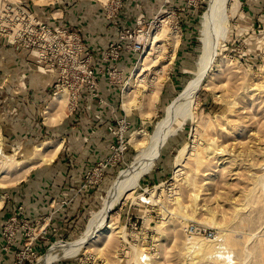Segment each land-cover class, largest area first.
Listing matches in <instances>:
<instances>
[{
  "label": "rangeland",
  "instance_id": "obj_1",
  "mask_svg": "<svg viewBox=\"0 0 264 264\" xmlns=\"http://www.w3.org/2000/svg\"><path fill=\"white\" fill-rule=\"evenodd\" d=\"M206 2L48 0L38 4L33 0H0V144L7 155L18 153L14 158L23 165L26 156L34 155L37 143L63 138L62 147L52 161L34 165L21 180L0 187V195L4 196L0 209L15 198L23 184L33 183L43 174L48 178L53 169L62 166L72 173L69 178H73L76 191L71 193L79 210L72 228L67 226L50 235L37 256L23 264H37L51 244L74 239L84 229L91 212L102 204L110 183L147 146V137L164 117V108L193 76L201 49L198 23ZM239 2L238 11L229 18L228 38L220 44L217 54V58H230L232 64L223 67L222 72H217L216 63L212 65L211 70L217 72L215 86L200 91L197 121L181 124L176 121L172 125L178 130L168 138L134 192L143 193L149 203L132 201L130 197L113 209L112 213L118 212L117 222L125 230L126 241L103 252L88 249L51 264H145L148 255H152L156 264L163 247H166L164 264H188L186 255H172L174 249L182 252L193 244L188 243V236H196V240L207 244H220L226 234L237 242L234 249L223 248L221 255L227 254L230 260L213 258L208 264H264V188L258 178L264 173V100L259 91L264 87V0ZM23 11L34 14L43 23L67 22L69 31L80 36L95 63L100 62L109 43L120 34H127L122 40L128 42L125 41L123 59H128L129 66L122 82L109 84L108 76L101 77L99 85L106 105L91 107L96 101L89 93L81 94L77 107L61 122L53 125L45 122L44 111L54 96L53 86L65 83L41 72L40 67H45L38 64V50L32 44L36 42V34L28 32L30 21ZM164 19L167 29L179 31V42L162 82L155 112L143 116L136 106L130 110L123 108L122 88L143 51L146 36ZM16 33H21V37ZM140 34L144 36L142 41L138 40ZM135 43L140 45L135 54L126 51ZM205 130L212 146L208 140H198ZM137 133L141 134L142 145L135 144ZM195 136L193 149L207 155L205 167L211 170L201 166L196 172L197 199L192 202L188 199L193 191L184 182L186 169L178 173L181 167L176 164L183 146ZM223 156L227 157L226 162ZM220 161L225 162L222 165L225 168L214 166L220 165ZM180 209L187 216L181 223L170 218L172 213L169 216L164 213ZM156 226L163 234L158 233ZM203 257L199 249L189 256L198 260L197 264H204Z\"/></svg>",
  "mask_w": 264,
  "mask_h": 264
},
{
  "label": "bare ground",
  "instance_id": "obj_2",
  "mask_svg": "<svg viewBox=\"0 0 264 264\" xmlns=\"http://www.w3.org/2000/svg\"><path fill=\"white\" fill-rule=\"evenodd\" d=\"M33 1L42 4L48 0ZM239 3V0H207L206 7L202 11L198 23L201 49L195 63L193 76L185 83L177 97L164 108V117L156 123L154 131L147 137V146L141 149L130 164L122 169L110 183L102 197V204L95 211L91 212L84 229L72 240L61 239L51 244L38 260L37 264H51L62 258L76 257L82 252L88 251V249L103 252L105 249H109L110 246L126 241L125 230L122 227L120 228L117 222L118 212L114 211L115 213H112L113 209L119 202L125 201L130 197L132 201L142 202L147 200V197L143 193L135 195L134 192L140 186L141 177L154 165L156 158L168 138L178 130V127L175 128L172 125L176 121L179 124L185 121H197L200 91L205 88H214L213 80L215 74L218 71L222 72L223 67L232 64L230 58H217V54L220 44L228 38L230 28L229 18L235 14ZM30 21H33V17H30ZM165 21L166 19L161 20L159 25L146 36V44L144 45L143 51L134 67H132L129 77L124 81L122 88V106L125 110H130L136 106L135 108H138L143 116H148L155 112L158 95L163 84L162 82L167 70L170 68L173 53L179 42V31L167 29L164 25ZM161 33H164V35L160 36L159 34ZM16 34L18 37H21V33ZM143 37V34L138 35V40L142 41ZM11 38L14 39L15 37L11 36ZM214 63L217 64L218 68L216 73L211 70ZM48 71L52 73V70ZM76 89L77 87L72 84L69 86L66 84L63 86L59 85L54 96L49 101L48 106L45 108L44 120L46 123L51 125L59 123L69 111L73 110L77 100ZM259 91L262 100H264V87H260ZM137 94H140V96L136 99L135 96ZM207 133L208 131L205 130L202 135L198 136V140H208V145L212 146L213 141L210 137H206ZM140 135V133L134 135L136 145H142ZM196 142L197 139L195 136L189 144L183 146L179 154L181 156L180 158L178 157L176 164L177 167H181L177 170L178 173L183 168L186 169L184 172L187 173V178L184 182L193 191L189 194L188 199L192 202L197 199L195 196L198 187L195 182L196 172L199 171L201 166H204L206 170L210 169L209 167H205L207 155H200L199 151L193 149L196 146L194 145ZM62 144L63 138L37 143L35 145L34 155L31 157L26 156L23 165L21 164L22 161H17L14 158V155L18 153L14 151L11 157L6 154L0 144V187L21 180L34 165L52 161L60 151ZM225 152L229 155L226 149ZM217 157L220 158L219 156ZM223 159L226 162L227 157L223 156ZM225 162L220 161V165L216 164L214 166H222ZM223 168L225 166H222L221 169ZM258 178H261V184L264 188V173ZM3 198L4 196L0 195V207L3 203ZM164 213H166V216L172 213L170 218H176L180 223L181 219L184 220L187 218L186 215L181 214V209L175 213L168 210ZM41 226L44 227L43 224ZM155 228L159 234H163V230L159 226ZM196 238V236H188L186 238L188 243L193 244L187 246L185 251L182 250L183 253L174 249L172 255L176 257H180L181 255L184 257L186 255L188 258L185 261L186 263L197 264L199 261H193L189 256L192 251L199 249L204 253V261L202 263L208 264L213 258H223L224 261L230 260L227 254L221 255L223 254V248L227 250L229 248L234 249L237 244L235 239L229 234L222 237L220 244H207V241L200 242ZM161 244L162 246L164 245V243ZM155 250L158 249L156 248ZM262 250H264V247ZM224 252L227 251L225 250ZM236 252L240 253L241 250L236 249ZM142 253L138 256L139 260L136 258L137 263L141 260ZM160 253V259L155 262L156 264H164L163 259L166 256V247H163ZM209 253H212V255ZM146 258L147 261L145 264H153L152 255H148Z\"/></svg>",
  "mask_w": 264,
  "mask_h": 264
},
{
  "label": "built area",
  "instance_id": "obj_3",
  "mask_svg": "<svg viewBox=\"0 0 264 264\" xmlns=\"http://www.w3.org/2000/svg\"><path fill=\"white\" fill-rule=\"evenodd\" d=\"M23 13L27 15L29 21L30 17H33V21H30L27 30L36 34V42L32 44H36L38 50V64L47 70H52L49 75L57 82H64L68 86L75 85L77 87L76 98L81 94L89 93L92 99L96 101V104H92L91 107L106 105L107 99L103 96L99 85L102 82L101 77L108 76L109 84L122 82V76L129 66L127 65L128 59H123L125 57V53H123L126 49L125 44L128 42L122 40L127 37V34H120V32V37L109 43L107 50L103 51L99 60L101 63H95L92 53L86 50L80 36L69 31L67 22L58 20L55 24L43 23L44 21L38 20L29 11H23ZM58 22L60 24H57ZM105 22L109 23L106 19ZM139 47L140 45L135 43L134 47L129 45L126 51L135 54L134 51H137ZM58 87L59 84H55L53 89L55 88L56 91ZM77 102L78 98L73 109L77 107ZM142 202L148 204L149 200ZM5 210H8L7 216H5ZM0 216L2 218L0 237L3 240L1 250L9 252L17 244H21L14 252L12 264H23L24 261L36 257L41 248H38L37 244L40 243L41 246V241L50 240L49 236L52 233L53 235L58 234V228L50 227L51 214L47 220L46 217L41 216L32 221L26 215L22 203L15 205L6 203L0 209ZM46 245L47 243L42 246Z\"/></svg>",
  "mask_w": 264,
  "mask_h": 264
},
{
  "label": "crops",
  "instance_id": "obj_4",
  "mask_svg": "<svg viewBox=\"0 0 264 264\" xmlns=\"http://www.w3.org/2000/svg\"><path fill=\"white\" fill-rule=\"evenodd\" d=\"M40 68L42 73H50L45 68ZM44 175L46 174H43L41 178L37 177L33 183L23 184L18 194L9 203L11 205L22 203L26 215L32 221L37 220L41 216L46 217L47 220L51 214L50 227L55 226L58 228V233L61 230H65L67 226L72 228L74 220H76L79 213L76 208L77 204L74 205V199L72 198V193L76 191L72 185L73 178H69L72 173H68L67 170L65 171V167L61 166L58 170L53 169L52 176L45 178ZM7 214H9L8 210H5V216ZM1 219L0 216V231ZM47 242V240L41 241V246L39 243L37 247L42 248V245ZM2 243L3 240L0 237V264H12L14 252L21 244H17L9 252H3L1 250Z\"/></svg>",
  "mask_w": 264,
  "mask_h": 264
}]
</instances>
